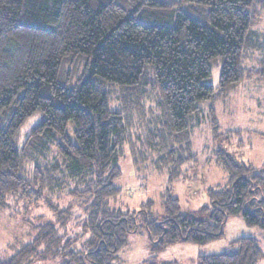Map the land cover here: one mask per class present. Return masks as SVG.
Listing matches in <instances>:
<instances>
[{
    "label": "trees",
    "instance_id": "1",
    "mask_svg": "<svg viewBox=\"0 0 264 264\" xmlns=\"http://www.w3.org/2000/svg\"><path fill=\"white\" fill-rule=\"evenodd\" d=\"M263 26L264 0H0V213L18 220L21 202H43L53 214L31 241L9 244L14 254L0 264L59 257L62 264H112L140 222L161 248L209 243L238 215L261 237H239L234 250L200 256L198 264H259L264 166L256 170L230 152L242 132L222 130L216 104L250 78L263 82ZM216 63L214 86L207 80ZM36 113L19 146L21 127ZM201 119L220 144L214 161L228 175L226 185L209 190V205L182 215L168 188L161 218L152 202L115 207L125 147L173 183L196 156L190 134Z\"/></svg>",
    "mask_w": 264,
    "mask_h": 264
},
{
    "label": "rangeland",
    "instance_id": "2",
    "mask_svg": "<svg viewBox=\"0 0 264 264\" xmlns=\"http://www.w3.org/2000/svg\"><path fill=\"white\" fill-rule=\"evenodd\" d=\"M264 29V26L262 27ZM84 68L79 62L77 74ZM221 65L216 63L208 83L217 86ZM76 75L71 85L76 83ZM228 100V99H227ZM114 110L116 102L110 104ZM216 112L223 131L228 129L241 130L240 135L231 139L229 150L239 161L250 164L260 170L264 163V80L258 86L244 83L236 93H232L228 102L217 103ZM40 114L30 116L23 124L18 135V145H22L31 128L39 121ZM191 127L190 141L194 160H188L182 167L181 176L173 183L169 182L168 173L155 168L153 161L147 160L137 164L131 150L125 147L119 160L121 174L114 180L120 194L112 203L123 210L138 209L143 203L152 202V212L156 218L164 214L163 193L169 192L178 200L180 214L196 215L209 205V190L227 184V172L215 163L213 151L220 145L211 138L209 124L201 119L194 121ZM67 132L71 139H75L74 127L68 123ZM25 206L27 210H25ZM20 215L18 220L12 221L0 213V257L5 259L14 254L9 244L15 242L27 243L36 235V226L43 221L53 218L51 210L40 202L39 205H30L21 202L18 206ZM26 219L23 223L21 220ZM140 222L138 233L128 234V243L121 249L112 264H198L200 256L224 253L234 250L231 242L239 237L251 235L260 238L261 230L249 226L241 215L228 218L223 228V235L206 244H197L187 241L164 243L157 248L158 239L149 238L148 230ZM154 242V243H153ZM41 261V263H43ZM63 258H53L47 264H62Z\"/></svg>",
    "mask_w": 264,
    "mask_h": 264
},
{
    "label": "crops",
    "instance_id": "3",
    "mask_svg": "<svg viewBox=\"0 0 264 264\" xmlns=\"http://www.w3.org/2000/svg\"><path fill=\"white\" fill-rule=\"evenodd\" d=\"M255 81H256V79L255 78H250V79H248L247 81H246V83L248 84V83H250V82H252V83H255ZM245 83V82H244ZM244 83L242 84V85H240L234 92H232V93H236L239 89H240V87H243V85H244ZM231 93V94H232ZM231 96V95H230ZM230 96H229V98H230ZM229 98H228V100H229ZM228 100L226 101V103L228 102ZM225 103V104H226ZM247 236H251V235H247ZM259 264H264V257L261 259V261L259 262Z\"/></svg>",
    "mask_w": 264,
    "mask_h": 264
},
{
    "label": "water",
    "instance_id": "4",
    "mask_svg": "<svg viewBox=\"0 0 264 264\" xmlns=\"http://www.w3.org/2000/svg\"><path fill=\"white\" fill-rule=\"evenodd\" d=\"M158 225H160V224L158 223Z\"/></svg>",
    "mask_w": 264,
    "mask_h": 264
}]
</instances>
